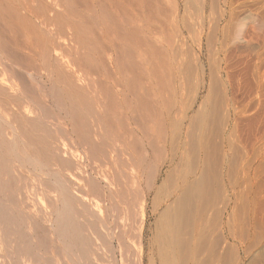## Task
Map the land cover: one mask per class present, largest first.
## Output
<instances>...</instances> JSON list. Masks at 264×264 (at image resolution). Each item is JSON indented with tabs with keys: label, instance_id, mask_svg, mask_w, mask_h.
<instances>
[{
	"label": "bare ground",
	"instance_id": "1",
	"mask_svg": "<svg viewBox=\"0 0 264 264\" xmlns=\"http://www.w3.org/2000/svg\"><path fill=\"white\" fill-rule=\"evenodd\" d=\"M234 5L0 0V264L248 256L223 219Z\"/></svg>",
	"mask_w": 264,
	"mask_h": 264
},
{
	"label": "rangeland",
	"instance_id": "2",
	"mask_svg": "<svg viewBox=\"0 0 264 264\" xmlns=\"http://www.w3.org/2000/svg\"><path fill=\"white\" fill-rule=\"evenodd\" d=\"M242 1L245 0H237V4L235 0L237 6L234 5V16H237H233L236 19H232L234 22L231 23L233 26L240 18L237 20V27L231 28L232 38L235 39L231 41L234 51L232 62L236 76L240 71L244 73L242 75L241 72L240 77L235 76L237 92L234 90L238 113L236 135L233 138V159H236L233 167L237 171L233 168L235 207L230 206L223 219L234 225L236 247L246 245L250 248L247 249L248 256L239 253L235 256V262L264 264V0H246L244 4ZM238 6L242 8H236ZM239 9L246 13L238 11ZM242 32L245 33L241 34ZM242 38L244 41L247 39V44H244ZM238 83L240 86H237Z\"/></svg>",
	"mask_w": 264,
	"mask_h": 264
}]
</instances>
